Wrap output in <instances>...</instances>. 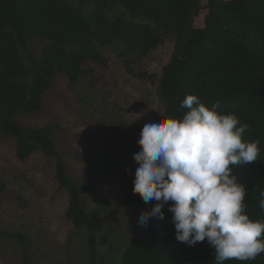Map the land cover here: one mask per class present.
I'll list each match as a JSON object with an SVG mask.
<instances>
[{
  "label": "trees",
  "instance_id": "obj_1",
  "mask_svg": "<svg viewBox=\"0 0 264 264\" xmlns=\"http://www.w3.org/2000/svg\"><path fill=\"white\" fill-rule=\"evenodd\" d=\"M88 4L92 6L84 13ZM114 7L120 12L107 17ZM202 10L203 25L198 27L194 19ZM36 37L46 40L39 58L28 50ZM168 37L172 53L157 82L167 117H182L188 110L181 102L193 94L207 107L218 103L220 113H234L249 125L242 139L260 140L259 157L234 167L232 174L245 185L246 214L254 221L264 218L259 207L264 198V0H0V135L14 140L18 160L35 150L45 158L57 157L54 179L68 195L65 218L87 232L86 264H106L97 248L107 239L98 232L95 214L82 207L80 190L59 158L57 126L31 128L14 117L41 111L42 95L58 74L76 84L92 71L91 61L104 66L99 48L117 44L118 57L133 73L131 63ZM137 74L150 82L156 79ZM133 180L128 173L118 176L124 208L140 215L156 201L146 204L134 194ZM5 188L0 180V193ZM171 203L162 209L163 220L150 218L147 227L131 235L119 264H215V250L206 239L194 246L176 240ZM8 235L19 243L21 264H41L27 254L26 234ZM224 264H264V253L254 261Z\"/></svg>",
  "mask_w": 264,
  "mask_h": 264
},
{
  "label": "rangeland",
  "instance_id": "obj_2",
  "mask_svg": "<svg viewBox=\"0 0 264 264\" xmlns=\"http://www.w3.org/2000/svg\"><path fill=\"white\" fill-rule=\"evenodd\" d=\"M119 12L114 7L106 15L111 18ZM205 12L194 19L195 26L203 25ZM45 43L43 38H32L28 50L39 58ZM172 43L168 37L132 62L133 73L118 57L117 44L99 48L106 59L104 66L91 61L92 71L76 84L58 74L42 95L41 111L14 117L31 128L57 126L59 158L80 190L82 207L95 214L98 232L106 235V244L97 248L98 258L106 264H119L129 238L141 230L138 213L124 208L118 176L134 175L138 165L132 157L140 151L137 141L143 126L167 117L157 82L170 59ZM138 72L156 79L144 80ZM14 145L12 138L0 135V180L6 187L0 193V264H21L19 243L8 235L18 232L30 238L27 254L34 261L86 264L87 232L65 218L68 195L54 179L57 157L45 158L35 150L18 160Z\"/></svg>",
  "mask_w": 264,
  "mask_h": 264
},
{
  "label": "clouds",
  "instance_id": "obj_3",
  "mask_svg": "<svg viewBox=\"0 0 264 264\" xmlns=\"http://www.w3.org/2000/svg\"><path fill=\"white\" fill-rule=\"evenodd\" d=\"M180 107L188 110L182 117L156 119L141 130L132 191L146 204L156 203L138 222L147 227L150 218L163 220L171 201L177 241L194 246L206 239L215 264L254 261L264 253V218L246 214L245 185L232 172L258 159L260 140H243L249 125L234 113H220L218 103L209 108L188 94ZM259 207L264 210V198Z\"/></svg>",
  "mask_w": 264,
  "mask_h": 264
}]
</instances>
